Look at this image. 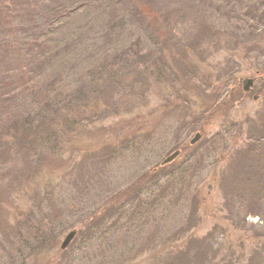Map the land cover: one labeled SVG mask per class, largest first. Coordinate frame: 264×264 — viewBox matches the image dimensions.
Masks as SVG:
<instances>
[{"label":"rangeland","instance_id":"1","mask_svg":"<svg viewBox=\"0 0 264 264\" xmlns=\"http://www.w3.org/2000/svg\"><path fill=\"white\" fill-rule=\"evenodd\" d=\"M240 2L213 0L196 24L212 37L180 54L156 46L145 70L60 110L47 131L57 141L0 136L1 263L158 264L187 252L188 264H264V0ZM4 100L7 128L34 119Z\"/></svg>","mask_w":264,"mask_h":264},{"label":"trees","instance_id":"2","mask_svg":"<svg viewBox=\"0 0 264 264\" xmlns=\"http://www.w3.org/2000/svg\"><path fill=\"white\" fill-rule=\"evenodd\" d=\"M175 2H181L182 7L169 9L168 0H21L14 14L4 12L16 4L0 3V93L6 104L15 105V101L23 112L35 114L19 130L0 122V136L13 131L28 146L40 139L50 144L49 137L56 138V133L47 131L60 110L69 113L77 98H97L103 80L118 86L120 79L131 72L145 70L149 55L162 54L153 49L156 46L167 50L163 54H180L191 37L196 46L203 36L212 37L206 28L197 29L196 24L211 19L216 9L213 0L204 7L195 0L189 4L186 0ZM245 4L241 0L240 5ZM143 7L154 10L144 11ZM186 8L187 13L180 14ZM261 8L258 6L256 13ZM254 12L248 8L245 18ZM237 39L233 36L234 41ZM93 86L95 90L89 92ZM48 90L58 94L54 103L46 100ZM64 122L65 127L73 128ZM140 240L143 245L147 243L146 239ZM167 253L164 262L158 264L190 261L187 252L174 256Z\"/></svg>","mask_w":264,"mask_h":264},{"label":"water","instance_id":"3","mask_svg":"<svg viewBox=\"0 0 264 264\" xmlns=\"http://www.w3.org/2000/svg\"><path fill=\"white\" fill-rule=\"evenodd\" d=\"M251 83H252L251 81H247V86L249 87V86L251 85ZM196 139H198V137H196V138L194 139V141H196ZM194 141H192L191 143H194ZM176 154H177V153L171 154L169 157H167V158L162 162V164H166V163H168L169 161H171L173 158L176 157ZM74 236H75V235H74L73 232H69V233L65 236L63 242L61 243V246H60L61 249H65V248L69 245L70 241L73 239Z\"/></svg>","mask_w":264,"mask_h":264},{"label":"flooded vegetation","instance_id":"4","mask_svg":"<svg viewBox=\"0 0 264 264\" xmlns=\"http://www.w3.org/2000/svg\"><path fill=\"white\" fill-rule=\"evenodd\" d=\"M245 84H246V82H245ZM252 84H253V83H251L250 86H252ZM250 86L248 87V86L246 85V90H248V89L250 88ZM196 141H197V140H196ZM170 162H171V161H169L168 163H170ZM168 163H167V164H168ZM167 164H166V165H167ZM161 166H163V164H162Z\"/></svg>","mask_w":264,"mask_h":264}]
</instances>
